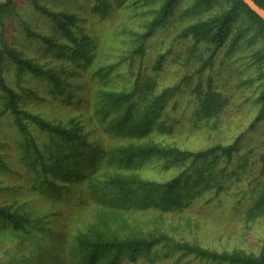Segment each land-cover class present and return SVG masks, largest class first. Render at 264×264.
<instances>
[{"label":"rangeland","instance_id":"obj_1","mask_svg":"<svg viewBox=\"0 0 264 264\" xmlns=\"http://www.w3.org/2000/svg\"><path fill=\"white\" fill-rule=\"evenodd\" d=\"M101 1L38 0L51 11L74 15L75 19L68 23L74 41L51 27L46 16L35 10L30 0H17L16 13L0 28V49L9 46L20 57L30 59L45 70L51 69L70 90L69 94H60L55 84L44 76L18 70L10 50H2L0 79L5 86H0V206L23 210L31 220L46 222L47 227L53 225V228L49 231L41 227L38 231V226L28 225L27 230L15 232L3 228L0 222V264H65L62 258L68 254L65 247L73 246V236L77 232L97 223V210L105 206L95 192L92 193L94 189L83 175L69 184L68 194L61 188L53 194L47 192L49 184H44L45 181L58 185L63 178L52 170L43 174L34 157L25 152L22 143L26 137L15 126L13 113L6 106L5 87L14 91L19 108L64 126L81 125L86 131L90 116H96V91L100 87L128 88L133 80L132 69L137 71L140 66L142 71L153 74L152 65L159 54H164V60L162 68L156 71L157 91L177 85L176 96L167 103L160 118L167 129L152 132L146 138L165 146L194 151L218 143H231L240 134L242 139L232 159L215 168L225 167L224 174L215 170L217 178L204 188L194 178L190 180L195 192L190 200L184 199L181 205L169 207L164 206L166 203L134 205L121 210L112 206L109 211H118L121 215L114 218L109 228L121 236L155 231L218 252L243 251L257 255L264 244V215L253 218L248 211L264 184L259 162L264 149V118L250 126L260 110H264V97L260 98L264 78H258L259 70H264V57L258 60L251 55L258 49V43L242 39L228 52L229 39L237 28L233 26L212 63L208 62L198 72L201 64L198 57L208 54L206 42L201 41L190 50L192 39L182 37L180 31L198 18L211 15L223 0H211L195 10H187L194 0H179L174 13L147 39L144 55L132 58L129 54L137 43V35L155 15L160 0H121L118 4L115 0H106L113 4L111 10L105 15L93 13V8ZM82 33L93 37L95 44L90 61L80 62L81 69L76 75L69 70L68 52L81 39ZM57 39L63 40L65 49L58 50ZM102 65H114L108 80L94 75ZM194 89L220 92L224 105L209 114L203 112ZM26 125L36 141L49 139L34 123L26 121ZM96 129L104 133L102 125H96ZM244 154L248 155V164L241 169L238 166ZM83 156L88 160L91 152L85 149ZM165 161L160 158L148 162L141 169V177L165 182L190 166V161H186L165 167ZM66 163L71 164L68 159ZM192 171L190 169L187 174ZM180 193L185 195L186 191L182 189ZM165 251L160 245L154 248L158 256H153V251L149 256L154 258L153 263L150 258H141L133 264H217L181 252L165 256ZM97 264H106V260L100 258Z\"/></svg>","mask_w":264,"mask_h":264},{"label":"trees","instance_id":"obj_2","mask_svg":"<svg viewBox=\"0 0 264 264\" xmlns=\"http://www.w3.org/2000/svg\"><path fill=\"white\" fill-rule=\"evenodd\" d=\"M120 1L115 0V3L118 4ZM255 1L264 8V0ZM16 2L17 0H0V28L7 18L16 13ZM30 2L35 10L46 16L51 27L55 30L58 29L64 37L74 41V33L68 24L75 19L74 15L67 12L51 11L46 6L40 5L38 0H30ZM178 2L179 0H160L153 18L146 23L144 30L138 33L137 43L131 49L130 57L144 55L147 39L174 13ZM209 2L211 0H194L187 10H195ZM112 7V3L103 0L93 8L92 12L105 15ZM233 26L237 28L235 34L229 39L228 52L232 51L240 40L246 39L247 42L258 43V49L251 55L258 60L264 57V21L242 0H223L211 15L198 18L180 31L182 37L192 39L193 44L190 50H193L197 43L206 42L205 50L208 54L198 57L201 62L197 68L198 72H201L208 62L212 63L213 57L224 40L228 39L229 30ZM44 40L47 42L45 36ZM94 42L93 37L82 33L81 39L68 52V59L71 62L69 70L74 71L76 75L81 69L80 62L90 61ZM62 43V39H57L55 42L58 50L65 49ZM3 48L5 49H0V59L2 50L5 52L10 50L9 53L18 64V70H27L33 74L44 76L55 84L60 94L65 92L69 94L70 90L65 86V81L56 72L51 69L45 70L38 64H33L30 59L20 57L9 46L4 45ZM163 58L164 54L158 55L152 65L153 74L142 71L141 66L137 71L132 69L133 80L128 88L117 90L100 87L96 91L94 107L96 118L93 117L94 115L90 116L91 122L88 125L90 131H85L78 124L68 127L54 123L26 109L19 108L16 104L14 91L5 87L6 106L13 113L15 126L26 137L22 143L25 152L34 157L43 174L52 170L54 174L61 175V179L63 178V181H59L58 185L49 180L45 181L44 184H49L47 192L55 193L57 189L61 188L68 194L70 192L69 184L83 175L86 180L88 179L91 188L94 189L92 193L95 192L97 198L105 205L97 210L99 216L97 223H91L85 231L77 232L73 236V246L65 247L68 254L62 258L65 259V264H97L100 258H104L106 264H133L141 258L149 259L152 251L153 256H158L154 254V248L162 245L166 250L165 256L181 252L184 255L193 254L199 259L210 260L217 264H264V244L257 255L243 251L218 252L194 243L179 241L165 233L149 231L145 235L121 236L109 228L113 220H116L114 218L118 217V214L121 215L118 211L111 210L110 212L109 209L112 206L121 210V208L134 205L146 206L147 203H166L164 206L169 207L175 204L181 205L184 199L190 200L195 193L190 180L194 178L195 181H198L199 186L203 184L204 188L211 180L217 178L215 170L219 171L220 175L224 174L225 167L215 168L220 163L232 159L233 154L238 151V144L242 139V134H240L231 143H218L194 151L165 146L146 138L152 132L167 129L160 118L167 103L173 96H176L177 85L157 91L156 71L162 68ZM250 63L254 64L253 61ZM113 66H99L94 75H98L99 79L108 80ZM257 68L259 69V66ZM259 72L258 78H264V70H259ZM262 85L263 91L260 98L264 97V81ZM0 86H5L2 79H0ZM193 92L197 96L200 108L205 113L209 114L217 107L221 108L224 105V96L220 92H202L196 89ZM67 98L69 99L68 95ZM261 118H264L263 109L260 110L258 117L250 126H253L254 122ZM26 121L34 123L42 134L48 135L49 139L45 137L36 141L30 135ZM99 124L104 128L105 134H100V131L96 129V125ZM85 149L91 152L88 160H85L83 156ZM248 153L250 154L251 150ZM247 154L240 158L241 164L238 168L242 169L248 164ZM160 158L166 159L165 167L186 161H190V166L165 182L143 179L140 175L142 167L148 162ZM67 159L71 163L70 166L66 163ZM259 162L261 164L260 171L264 173V149L259 156ZM190 169L193 171L188 175L187 172ZM236 173L237 169L234 170V174ZM43 180L44 178L41 181ZM182 189L186 191L185 195L180 193ZM248 213L253 218L264 215V184ZM0 222L3 228L12 229L15 232L27 230L28 225L33 228L38 226V231L41 227H47L46 222L31 220L25 211L12 206H0ZM38 222L40 223L37 224ZM47 228L52 231L53 225H48ZM26 248L24 247V249ZM150 262L153 263L154 258H150Z\"/></svg>","mask_w":264,"mask_h":264},{"label":"water","instance_id":"obj_3","mask_svg":"<svg viewBox=\"0 0 264 264\" xmlns=\"http://www.w3.org/2000/svg\"><path fill=\"white\" fill-rule=\"evenodd\" d=\"M250 10L258 15L264 21V8L260 6L255 0H242Z\"/></svg>","mask_w":264,"mask_h":264}]
</instances>
